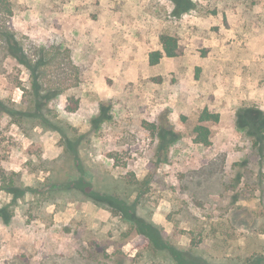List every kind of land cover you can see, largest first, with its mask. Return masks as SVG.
Returning a JSON list of instances; mask_svg holds the SVG:
<instances>
[{"label":"rangeland","instance_id":"374dc122","mask_svg":"<svg viewBox=\"0 0 264 264\" xmlns=\"http://www.w3.org/2000/svg\"><path fill=\"white\" fill-rule=\"evenodd\" d=\"M191 1L178 18L170 0L0 1V29L33 59L48 53L51 121L81 139L75 160L59 133L0 114V173H16L25 192L0 223V264H170L119 216L65 189L80 169L94 190L139 198L137 214L182 250L212 263L264 255V152L236 128L238 110L264 113V0ZM161 34L177 38L179 56L150 66ZM29 88L0 42V100L27 110ZM204 109L219 122L199 123ZM199 124L209 147L193 142ZM161 128L176 135L165 162ZM10 201L0 191V206Z\"/></svg>","mask_w":264,"mask_h":264},{"label":"trees","instance_id":"16d2710c","mask_svg":"<svg viewBox=\"0 0 264 264\" xmlns=\"http://www.w3.org/2000/svg\"><path fill=\"white\" fill-rule=\"evenodd\" d=\"M7 3V0H0ZM174 4L172 15L178 18L183 13L193 9L194 4L191 0H170ZM8 15H11V9L6 8ZM0 42L7 56L16 61L28 73L30 78L29 100L30 107L27 110H19L13 105H8L0 100V114L8 116L16 124L21 122H37L41 127L51 129L62 136L66 150L70 152L75 160H77V145L80 144V137L71 141L64 132L63 128L55 125L50 116L55 115L49 108V103L58 96L57 89L44 88L41 82V77L46 73V69L50 66L48 62V53L40 50L36 58L28 55L23 45L16 38L15 34L2 27L0 29ZM159 43L161 50L152 51L148 54V64L156 66L162 58H176L179 56V45L176 37L161 34L159 36ZM72 104L66 109L69 112H75L78 109V100L69 99ZM103 112V111H102ZM55 118V117H54ZM211 121L213 123L219 122V115L210 113L207 109L201 113L199 123ZM236 128L244 132L247 136L254 139V144L264 152V113L259 110L246 108L240 109L236 113ZM193 142L204 147L211 145L210 130L199 124L195 127ZM160 145L157 151L164 155V158L159 162H165L168 155V146L176 141V135L172 130L160 129L158 134ZM158 154V153H157ZM79 176L69 182L65 189L68 191H76L83 195L87 200L95 203L98 206L107 208L113 214L119 216L121 220L128 223L130 228L137 233L138 236L144 238L149 245L150 251L154 256L164 255L170 264H264V255L254 254L251 257L242 258L239 260H231L229 262L212 263L205 259L199 253L182 250L170 242L168 237H164L162 229L154 224L152 221L140 217L137 214V207L141 202L137 200L130 201L127 197H121L111 193L110 189L105 188L104 191L99 189L94 190L90 182L85 181L87 173L80 169ZM16 173H6L1 171V187L0 191L5 192L11 196V201L0 206V223L6 225L10 223L13 217V209L17 206V201L20 200L25 192L18 184H16ZM133 180H128V184H134ZM136 184V183H135ZM90 189L87 192V189Z\"/></svg>","mask_w":264,"mask_h":264},{"label":"crops","instance_id":"0c3cea01","mask_svg":"<svg viewBox=\"0 0 264 264\" xmlns=\"http://www.w3.org/2000/svg\"><path fill=\"white\" fill-rule=\"evenodd\" d=\"M87 17V16H86ZM242 22H244V19H243V21ZM245 30V29H244ZM161 50V49H160ZM177 58V57H176ZM176 58H166V57H164V58H162V60L159 62V64H163V63H165L166 62V64H167V62L169 63V65H171V60L173 61V60H175ZM147 61H148V58H147ZM168 70H171V68H168ZM180 69H178V70H176V69H174L173 68V71H176V72H178ZM166 72H169V71H166Z\"/></svg>","mask_w":264,"mask_h":264}]
</instances>
